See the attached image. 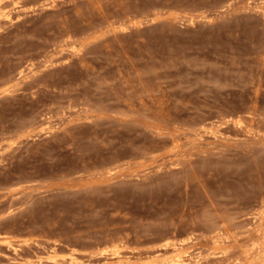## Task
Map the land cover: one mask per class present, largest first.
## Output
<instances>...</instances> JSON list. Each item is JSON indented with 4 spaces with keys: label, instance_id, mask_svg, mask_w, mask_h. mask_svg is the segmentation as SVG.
<instances>
[{
    "label": "rangeland",
    "instance_id": "374dc122",
    "mask_svg": "<svg viewBox=\"0 0 264 264\" xmlns=\"http://www.w3.org/2000/svg\"><path fill=\"white\" fill-rule=\"evenodd\" d=\"M1 6L0 264H264V0Z\"/></svg>",
    "mask_w": 264,
    "mask_h": 264
},
{
    "label": "bare ground",
    "instance_id": "6f19581e",
    "mask_svg": "<svg viewBox=\"0 0 264 264\" xmlns=\"http://www.w3.org/2000/svg\"><path fill=\"white\" fill-rule=\"evenodd\" d=\"M9 15H11L10 14V12L6 9V6H1L0 7V16H1V18H4V17H7V16H9ZM179 249L177 250L178 251V253L176 254V256L172 259V261L173 262H184L185 261V259H184V253L186 252V251H182L181 250V247H178ZM197 260H198V258H197ZM189 261H191V260H189ZM187 262V261H186ZM193 262V261H192ZM188 263V262H187Z\"/></svg>",
    "mask_w": 264,
    "mask_h": 264
}]
</instances>
